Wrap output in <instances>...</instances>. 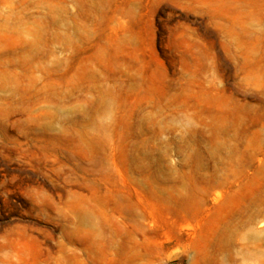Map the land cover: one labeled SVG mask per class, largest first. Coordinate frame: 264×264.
<instances>
[{
	"label": "rangeland",
	"instance_id": "obj_1",
	"mask_svg": "<svg viewBox=\"0 0 264 264\" xmlns=\"http://www.w3.org/2000/svg\"><path fill=\"white\" fill-rule=\"evenodd\" d=\"M0 264H264V0H0Z\"/></svg>",
	"mask_w": 264,
	"mask_h": 264
}]
</instances>
